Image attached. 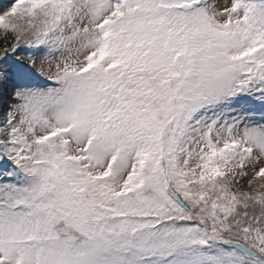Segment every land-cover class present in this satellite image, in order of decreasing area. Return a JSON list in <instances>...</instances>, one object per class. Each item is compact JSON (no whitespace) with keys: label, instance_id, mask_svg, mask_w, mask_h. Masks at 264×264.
Here are the masks:
<instances>
[{"label":"snow or ice","instance_id":"1","mask_svg":"<svg viewBox=\"0 0 264 264\" xmlns=\"http://www.w3.org/2000/svg\"><path fill=\"white\" fill-rule=\"evenodd\" d=\"M0 264H264V0H0Z\"/></svg>","mask_w":264,"mask_h":264}]
</instances>
